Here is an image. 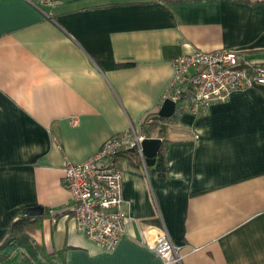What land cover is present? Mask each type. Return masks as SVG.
<instances>
[{"label":"crops","instance_id":"crops-1","mask_svg":"<svg viewBox=\"0 0 264 264\" xmlns=\"http://www.w3.org/2000/svg\"><path fill=\"white\" fill-rule=\"evenodd\" d=\"M217 49L264 60V0H0V264H162L148 245L163 231L181 264H264V86L197 116L184 101L152 166L116 158L112 251L77 230L62 184L66 163L159 111L174 57ZM35 207L29 239L5 248Z\"/></svg>","mask_w":264,"mask_h":264},{"label":"built area","instance_id":"built-area-1","mask_svg":"<svg viewBox=\"0 0 264 264\" xmlns=\"http://www.w3.org/2000/svg\"><path fill=\"white\" fill-rule=\"evenodd\" d=\"M38 4L51 6L52 0H38ZM171 63L173 76L160 106L167 99L177 103L188 94L191 102L187 110L194 116L231 92L264 86V60L244 50L194 51L173 58ZM157 113L145 114L136 125L130 123L125 131L105 140L84 161L65 165L62 184L70 193V214L76 228L107 251L115 249L125 234L122 173L116 158L123 152L135 150L145 165L141 143L154 136H146L143 128L153 122ZM148 248L162 264H181L184 257L165 231Z\"/></svg>","mask_w":264,"mask_h":264},{"label":"trees","instance_id":"trees-1","mask_svg":"<svg viewBox=\"0 0 264 264\" xmlns=\"http://www.w3.org/2000/svg\"><path fill=\"white\" fill-rule=\"evenodd\" d=\"M227 1H235V0H227ZM170 50V48H164L163 52L166 54V52H168ZM178 57V56H176ZM174 57V58H176ZM131 63H124L121 64V66H125V67H129L131 66ZM188 99H190V96L188 94H185L181 97V100L178 101L176 103V110L173 116H171L170 118H161L159 117L157 114L153 117V122L148 125L147 127L143 128V133L150 137V136H161L163 131H162V122L167 121L173 117H175L177 115V113L180 111V107L182 106L184 101H187ZM161 151L164 148L165 145V141H162L161 144ZM162 154V153H161ZM119 155H125L128 156L129 158H133L136 160H140L139 156L137 155L135 150H130L127 152H123ZM118 155V156H119ZM117 156V157H118ZM32 219L28 216V214H22L17 220H15L11 226L9 227L8 231H7V237L4 241V247L6 248V246H9L11 243L15 242V241H27L29 239V234L31 233L30 231L33 230V224H32ZM30 252V256L35 255V253L33 252L32 249H29Z\"/></svg>","mask_w":264,"mask_h":264},{"label":"water","instance_id":"water-1","mask_svg":"<svg viewBox=\"0 0 264 264\" xmlns=\"http://www.w3.org/2000/svg\"><path fill=\"white\" fill-rule=\"evenodd\" d=\"M176 110V103L167 99L165 100L159 108L157 115L161 118H170L174 115ZM162 140L159 138L145 139L141 143L143 157L147 166H152L155 163L156 157L159 153ZM25 214L32 215L35 212L39 215L43 214V209L41 207H35L27 209Z\"/></svg>","mask_w":264,"mask_h":264},{"label":"rangeland","instance_id":"rangeland-1","mask_svg":"<svg viewBox=\"0 0 264 264\" xmlns=\"http://www.w3.org/2000/svg\"><path fill=\"white\" fill-rule=\"evenodd\" d=\"M16 251V250H15ZM4 257H0V262H3ZM34 261V260H33ZM30 264H37L36 262H31Z\"/></svg>","mask_w":264,"mask_h":264}]
</instances>
